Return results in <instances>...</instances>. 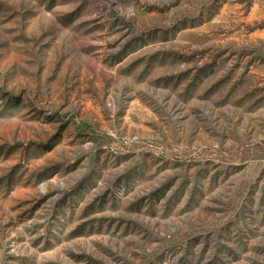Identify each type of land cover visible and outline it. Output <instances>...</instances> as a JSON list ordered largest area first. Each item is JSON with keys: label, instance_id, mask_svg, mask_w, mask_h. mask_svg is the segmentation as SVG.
<instances>
[{"label": "rangeland", "instance_id": "374dc122", "mask_svg": "<svg viewBox=\"0 0 264 264\" xmlns=\"http://www.w3.org/2000/svg\"><path fill=\"white\" fill-rule=\"evenodd\" d=\"M0 264H264V0H0Z\"/></svg>", "mask_w": 264, "mask_h": 264}]
</instances>
